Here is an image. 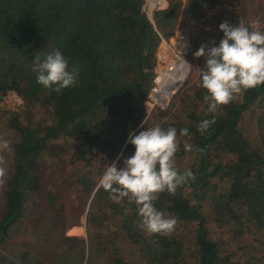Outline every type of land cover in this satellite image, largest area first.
<instances>
[{
    "label": "trees",
    "instance_id": "1",
    "mask_svg": "<svg viewBox=\"0 0 264 264\" xmlns=\"http://www.w3.org/2000/svg\"><path fill=\"white\" fill-rule=\"evenodd\" d=\"M228 1L170 0L153 25L144 0H0V97L24 100L0 111V242L24 221L43 238L0 264H98L96 250L103 264H264V54L250 61L239 17L201 28L203 7ZM188 26L195 81L170 115L147 113L159 34ZM108 168L111 181L98 183ZM70 191L92 194L89 231L117 227L106 238L66 235L82 225ZM212 226L243 237L239 258L222 253ZM120 234L133 245L126 256Z\"/></svg>",
    "mask_w": 264,
    "mask_h": 264
},
{
    "label": "rangeland",
    "instance_id": "2",
    "mask_svg": "<svg viewBox=\"0 0 264 264\" xmlns=\"http://www.w3.org/2000/svg\"><path fill=\"white\" fill-rule=\"evenodd\" d=\"M162 4H164L165 6L166 3L162 2ZM210 6L211 5H206L203 7L204 15L201 18V21H202L201 28L202 29L207 30V31L210 30L214 26L213 22H217L220 17H224L225 16L224 14L229 15L232 18L239 17L241 19V24L248 27L251 31L250 37L247 41V44L245 45L246 47L251 48L250 54H249L251 56L250 61L255 60V58H258L260 55L264 54V0H229L225 5L219 4V7L216 10L212 9L214 6L213 7H210ZM207 10L213 11V13H207L208 12ZM178 32H182L183 34H186L189 39L188 43L190 44L191 38L197 33V30L193 26H188ZM258 34L260 35L257 37ZM175 40L176 39L175 38L173 39L172 37V41L174 42ZM185 46H186V41L184 40L182 44V48H185ZM188 48H187L186 56L191 61V70H190L189 77L184 83V85L180 88V90L176 92V94L171 98L168 104L169 106L165 108L166 110L169 109V107L172 105V102L174 100L175 102H177V98L179 97V95L183 91H185V89L195 81V78L197 76L196 69L192 70L193 60L190 56V52L188 51ZM10 91H13V90H9L7 92H10ZM23 104H24V100H23V103L19 107H16V109L14 110L0 109V111L18 112L22 109ZM145 104L147 106V103ZM256 107H257V112H255V114H258L264 109V104L263 103L257 104ZM175 108H176V104L173 103V108L169 109L166 114L170 115L171 111H174ZM248 116L249 114H247L244 117V121L246 120L245 122L248 123L247 125L249 127L248 129L252 130L250 131V133L254 135L256 134L255 118L254 120L247 119ZM245 122H242V123L245 124ZM44 160L49 161L51 160V158L50 156H46L44 157ZM3 163L4 162L0 160V193H1L2 188L5 187L4 171L7 170V165ZM109 169L110 168H108V170L103 175H101V178L98 183L100 182L108 183L111 181ZM68 193H69V197L72 200L73 205H77L80 202V209L83 208V214L80 216V221L82 222V225L81 226H77V225L69 226L65 230L66 235H76V236H79L85 239V237L88 234L92 233L95 236L96 234H101L100 237L106 238L108 236L107 234H109V231L117 227V222L110 224V222L106 221L102 223V225L95 222L94 224H92L91 229L89 231L87 221L85 220V216L88 213L87 203L89 201V198H91L92 194L86 198L85 202H83V200L81 199L79 200L76 197L75 191H70ZM93 197L95 196L93 195ZM5 209H6L5 202H3V200H0V213L5 212ZM116 221H119V217H117ZM40 227L41 226H39L37 229L41 230L42 228ZM212 229L213 230H212L211 237H213L215 240L219 242L218 246L223 254L231 250H235L237 253L231 256V258L233 259L239 258L242 255V250L238 248L239 247L237 245L238 243L234 241L236 239L242 240L243 237L239 236L237 238L235 237L233 238V235L229 230H219L216 228V226H212ZM32 230L33 228L27 223V221H24L21 225V229L13 233V235L9 237V239L4 244L0 242V254H6L7 257H9L10 259L17 261L16 257L21 255L20 250L27 248L25 246L26 243H28L30 247H34V248H38L39 246H41L43 244L42 242L43 238L40 237L38 232L36 233L35 236L34 234L33 236H29ZM144 234H147V233H143V235ZM249 236L250 237L252 236V238L255 237L253 236V234L251 235V233ZM114 243L117 246V248L120 250V252H122L123 255L125 256L133 248L131 241L125 238L124 234H120L118 237H116L114 239ZM183 243H184V246H188L190 244V240H184ZM242 243H244V241L239 242L240 245ZM44 250L45 248L43 249V251ZM91 260H94V262H97L98 264H103L104 256L100 250H96L94 254L91 256ZM4 264H10V263L7 261H4Z\"/></svg>",
    "mask_w": 264,
    "mask_h": 264
},
{
    "label": "built area",
    "instance_id": "3",
    "mask_svg": "<svg viewBox=\"0 0 264 264\" xmlns=\"http://www.w3.org/2000/svg\"><path fill=\"white\" fill-rule=\"evenodd\" d=\"M162 2L166 3V5L162 6ZM169 3L170 0H144L143 9L153 25L154 14L167 8ZM218 7L219 5H214L212 9L216 10ZM207 13H213V11H208ZM159 37L160 43L157 49L153 77L146 94L147 113L154 107L165 109L171 98L184 85L191 70V61L186 56L189 46L188 36L182 32H175L170 38H165L161 34H159ZM172 37L176 39L174 42ZM184 40L186 41V46L182 48ZM22 103L23 98L15 91L6 92L0 97V109L2 110H14Z\"/></svg>",
    "mask_w": 264,
    "mask_h": 264
}]
</instances>
